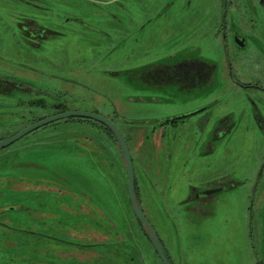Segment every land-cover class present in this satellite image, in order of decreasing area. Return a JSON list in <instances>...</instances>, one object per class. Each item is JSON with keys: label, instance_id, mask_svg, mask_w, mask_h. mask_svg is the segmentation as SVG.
<instances>
[{"label": "rangeland", "instance_id": "1", "mask_svg": "<svg viewBox=\"0 0 264 264\" xmlns=\"http://www.w3.org/2000/svg\"><path fill=\"white\" fill-rule=\"evenodd\" d=\"M50 1L42 0L37 10L52 8L48 15L62 35L33 49L15 42L14 20L7 10L0 12V33L7 36L0 45V140L61 108L106 117L116 114L122 120L172 115L215 101L210 125L231 112L236 127L227 152L219 149L218 154L226 157L216 167L233 172L246 184L223 192L210 207L214 213L178 221L184 238L196 233L197 239H188L192 245H182L173 217L187 212L188 205L182 202L190 180L196 179L190 169L197 172L204 162L181 167L185 177L172 188L161 183L160 189L153 184L150 189L144 183L145 169L163 174L168 163L149 145L152 140L145 141L144 131L149 128L119 124L135 159L143 207L171 259L176 264H255L248 243V207L252 180L264 159V120L262 127L255 120L256 106L264 118L262 92L230 88L220 71L215 88L192 94L144 87L126 71L168 51L202 56L219 67L229 56L242 79L264 85V4L260 0H87L102 6V13L82 0ZM222 11H227L224 27ZM225 33L243 35L248 45L238 47L231 38L225 41ZM12 83L21 86L11 87ZM151 96L154 100H148ZM38 101L43 105L35 104ZM97 123L57 120L0 150V264H162L129 202L121 148ZM238 152L241 156H236ZM176 162L177 158L172 169L177 171ZM255 194L254 224L260 237L264 175ZM158 195L167 200L159 203ZM260 258L264 259L262 249Z\"/></svg>", "mask_w": 264, "mask_h": 264}, {"label": "flooded vegetation", "instance_id": "2", "mask_svg": "<svg viewBox=\"0 0 264 264\" xmlns=\"http://www.w3.org/2000/svg\"><path fill=\"white\" fill-rule=\"evenodd\" d=\"M38 1L39 3L37 2V0H0V12H2L3 10H7L11 14V18L14 20V27H12L11 29L14 34L13 39L16 40V43L22 44L25 47L27 46V48L32 49L33 47L35 48L36 46L40 45L41 42L49 37L59 34L62 35V32L58 30V28L53 26L57 24L51 21L52 17H50V13L48 15V11L50 10L51 12L52 8L49 7V10L46 8L47 11L37 10V6L42 7L43 5L41 3L42 0ZM58 1L59 0H56V2ZM82 1H84L86 4L89 3L87 0ZM51 2L52 1H50L49 3ZM89 4L94 6L99 12H102L104 10H102V6L95 2ZM167 6H165L164 8L162 7L161 10L159 9L160 11L158 10L159 12L157 13L160 14L164 9H166ZM72 13L77 14V12ZM61 14L62 13H57V16L60 17L59 15ZM63 14L65 15V18H69L68 14ZM73 17L75 19H78L77 15ZM227 20V11H222L220 20L222 27L227 25ZM101 31L105 34H108L107 31ZM225 34V41H230L231 38L234 43V41H236V38H238L239 40L245 39L244 36H240V34H232L230 36H228L227 33ZM6 37V35L3 37V33H0L1 46ZM245 40V46H247V39ZM234 44H236L238 47H242L240 46V44H238L237 41ZM225 48L227 49V44H225ZM0 51H2V49H0ZM227 57L229 58V56ZM228 58L225 59L224 63L222 62V65H220L221 67H219L218 63H216L215 61L204 58L202 56H182L177 52L172 53L168 51V53L160 56L155 60H150L142 63L135 68H130L126 71V73L130 78L135 79L140 85L147 88H157L163 91H166V89L168 88H174L177 91L192 94L193 92L198 93L215 88L217 83L216 79L220 71L221 77L226 82V86H229L233 89H258L262 92V96L264 97V85L256 82L255 79H242V76L237 74L233 62ZM10 86L20 87L21 83H12L10 84ZM22 89L24 88L22 87ZM148 100H154V97H148ZM35 104L39 106L43 105V102L38 101V103L35 102ZM214 104L215 101L212 103L205 102L201 106L190 107L183 111L176 112L172 115H166L156 118L142 117L141 119L127 118L121 120L120 116H117L116 114L114 117H109L110 119L114 120L119 126V123L124 122L127 125L133 126V128L135 127V125L139 126L137 130L140 128H149V130L144 129L145 141H154L155 143H152L151 141L149 145L154 148L155 152L161 153V156H164L165 158V162L168 163L167 170H165L163 174L162 172L159 174L156 169L155 171L145 169V176H143L144 183L150 189L151 184L160 189L161 183H164V185H168L170 188H172L181 179L182 176L185 177L183 171L184 169L182 168L181 170V167H189L191 162L193 163V167L196 160L205 163L200 165L201 168L197 172H192V168L190 169L193 178L196 179L190 180L191 184L188 185V188H190L189 194L184 198L182 202L188 205L187 212L181 214L176 213L174 214L176 216L175 218L173 217V215H170V220L173 217V224L177 227L176 232L179 233L178 239L180 238V242L182 241V245L185 242L188 243V239L190 238L191 241L193 239H197V235L196 233L194 234L192 232L188 237L184 238L183 236L185 235L183 234V224L178 222L180 219H184L185 221H187L191 218L189 216H194L196 214H205V217L212 212L214 213V209L210 210V207L213 208L216 200L223 192L235 189L242 184H246V182L238 180L234 176L233 172H228L227 169L224 171L223 169H218L216 167L218 165L217 163L220 162V166L221 162L225 161V153L218 154V151L220 148H223L222 150L224 152H227L226 148L228 144L234 139L233 137L236 135V127L234 116L231 112L222 116L213 126L212 124L210 125L212 115L211 107ZM60 112L64 111H58L57 113ZM44 118L46 117H42L39 120ZM255 120L259 122V125L262 127V120H264V118L260 114V109L257 106ZM174 149H177L176 153L174 152ZM183 151L185 153H183ZM241 152L236 153V156H241ZM176 158L177 168H180L177 171L172 169L173 162ZM133 160L135 161L134 158ZM261 164L256 171L257 173L255 178H253L252 180L253 191L257 176L261 169ZM263 175L264 170L257 185V190L260 186ZM136 190L143 207V200L140 195L139 182L137 177ZM157 197L159 203H161V199L162 201L167 200L165 196L161 197L160 195H158ZM251 200L248 207V243H250L249 248L251 249V251L253 252V256L255 257V264H264V259L260 258L261 249L264 254V230L262 231V236L259 237L254 224L255 218L253 207L256 201V194L253 207H251ZM251 210L252 217L250 216ZM214 215L217 214L215 213ZM141 230L145 238L149 241L150 246L154 249L142 226ZM157 233L162 241L169 261L172 264H176L169 256L165 242L160 233L158 231ZM188 244L192 245L191 242H189Z\"/></svg>", "mask_w": 264, "mask_h": 264}, {"label": "water", "instance_id": "3", "mask_svg": "<svg viewBox=\"0 0 264 264\" xmlns=\"http://www.w3.org/2000/svg\"><path fill=\"white\" fill-rule=\"evenodd\" d=\"M236 41L242 47H244L246 45L245 39L239 40L238 38H236ZM66 118L91 119V120H94L96 122H99V123L105 125L107 128H109L112 131V133L114 134V136H115V138H116V140H117V142L121 148V151H122V154L124 157V161H125V165H126V171H127L128 196H129V201H130L132 210H133L137 220L141 224L142 228L144 229L146 235L148 236V239L150 240L152 246L154 247L158 257L160 258V260L162 262V264H172L168 259V256L166 254V251L164 249L162 241L159 238V235H158L155 227L153 226L151 221L148 219V217H147V215H146V213L142 207V204L140 202V199L138 197V193L136 190V173H135V165H134L132 152H131V149H130V146H129V143H128V140H127L125 134L123 133L120 126L114 120H112L109 117H106L102 114H99V113L82 111V110L64 111V112L56 113L52 116L38 120V121L26 126L25 128H23L22 130H20L16 134H14L8 138L0 140V150L10 146L11 144L15 143L19 139L25 137L29 133L39 129L42 126H45V125L50 124L52 122H55L57 120L66 119ZM263 170H264V159H263V162L261 164L260 172H259L257 179H256L254 191L252 194L251 207H253V204H254L256 188H257V185L259 183V180H260V177H261ZM250 216L252 217V210H251Z\"/></svg>", "mask_w": 264, "mask_h": 264}, {"label": "trees", "instance_id": "4", "mask_svg": "<svg viewBox=\"0 0 264 264\" xmlns=\"http://www.w3.org/2000/svg\"><path fill=\"white\" fill-rule=\"evenodd\" d=\"M261 1V4H264V0H260ZM66 109L65 108H61L59 111H65ZM80 119H82V120H88V121H92V122H94V120H91V119H85V118H80ZM95 123H97L96 121H95ZM97 124H99L103 129H105L106 131H107V133L108 134H110L115 140H116V138H115V136H114V134L112 133V131L109 129V128H107L105 125H103V124H101V123H97ZM117 141V140H116ZM139 222V221H138ZM140 224V223H139ZM141 225V224H140ZM26 232H28V231H26ZM35 234H40V233H35ZM44 236V235H43ZM45 237H48V236H45ZM99 245H106L105 243H102V244H99Z\"/></svg>", "mask_w": 264, "mask_h": 264}]
</instances>
